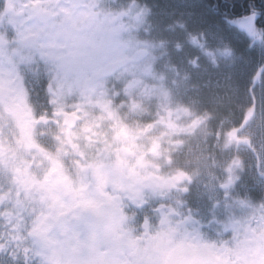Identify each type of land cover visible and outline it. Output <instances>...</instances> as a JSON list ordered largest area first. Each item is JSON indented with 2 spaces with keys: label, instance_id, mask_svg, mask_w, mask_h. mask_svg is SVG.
<instances>
[{
  "label": "flooded vegetation",
  "instance_id": "flooded-vegetation-1",
  "mask_svg": "<svg viewBox=\"0 0 264 264\" xmlns=\"http://www.w3.org/2000/svg\"><path fill=\"white\" fill-rule=\"evenodd\" d=\"M198 1L202 26L171 22L165 7L162 39L154 0H0L3 262L264 264L255 108L242 98L212 118L203 107L231 66L210 26L251 8L243 23L264 42V3ZM226 138L232 150L198 145L205 162L186 144Z\"/></svg>",
  "mask_w": 264,
  "mask_h": 264
},
{
  "label": "rangeland",
  "instance_id": "rangeland-1",
  "mask_svg": "<svg viewBox=\"0 0 264 264\" xmlns=\"http://www.w3.org/2000/svg\"><path fill=\"white\" fill-rule=\"evenodd\" d=\"M177 1L180 0H154V13H153V26H154V30L155 31H160L158 29V27L160 25H162L163 21H165V17L164 16V11H165V5L166 3H170L173 4ZM161 15V16H160ZM205 14H202V17H204ZM181 16H183V13L181 12H177L175 14V18H170L173 23H177L180 24L183 18H181ZM187 17H194L193 15H187ZM207 19L210 16H205ZM218 19H210L212 20H216V22H214L212 25L216 28V30L218 31V35H221L222 39L226 38L227 31L226 29L229 31H231V25L229 24V22H226L225 20L221 19V15L217 16ZM237 19H232V21L235 22H239V20ZM231 21V22H232ZM161 35H162V39L166 38V32H162L160 31ZM238 33V32H237ZM239 34V33H238ZM169 37L173 38V39H178L180 37V35L176 32V28H172V30L169 32ZM241 35V34H239ZM224 37V38H223ZM243 37V36H242ZM239 41V40H238ZM228 44H231V46L233 45L232 43L234 42H230L228 41ZM240 42V41H239ZM250 55H241L238 54L234 57L231 58V66L229 67L228 71L226 72V74L224 75V79H222V77L218 80V82L216 84H213V88H216V92H217V96L213 95V91H209L207 90L205 92L207 98H208V104L204 105L203 107L206 108L207 111H210V116L212 118H216V114L215 113H232L235 110V107L237 106V100H241V99H231V100H227V101H221L223 94H226L229 96V91L230 94H233L232 96H235L234 94H236V88L240 85V78L237 76V67H241L242 70L245 72H247V70L249 69V71L252 74H255L257 72V70L259 69L261 62L263 60L264 54H261L259 51H250L249 52ZM224 66H226L224 64ZM223 73V69L221 67L218 68V75H221ZM257 84H254V82H252L250 85H253L256 87L255 89H253L251 86L250 88V93L251 95V100H250V107L255 108L254 111V120L251 122L246 134L250 137L251 139V145L253 146V148L257 151V155L259 156V160L257 162V160L255 161V159H252L253 161H251V169L253 168V163L256 162V164H258L261 168L262 171H264V76L260 79V81H256ZM231 88H234V90L232 91ZM221 102L225 103L222 104ZM220 135L223 134L222 131L219 132ZM217 134V135H219ZM226 134H229L228 132H226ZM219 140L218 143H216L214 145V147L211 148L210 144L208 143H197V142H188L186 143L188 146H190L191 150H192V154H191V158L194 161H204V159H201L197 152L198 150V145H200V149L202 150H216V151H224V150H232L233 148V144L226 138V139H217ZM246 149V148H244ZM243 149V150H244ZM248 150V149H247ZM214 161H219L222 163V165H227L230 161V158H228L227 156L223 155V157L221 158H216L214 159ZM205 162V161H204ZM202 162V163H204ZM251 169H248L249 172H252ZM3 177H1L0 179V183L2 181ZM1 211L5 212L6 211V207L4 206ZM7 222H9L6 218H0V236H1V232L4 230V226L7 224ZM12 224L10 226H8V228H5V230H8L9 228H11L12 226H17V224L14 223V221H11ZM25 228L29 227V222L26 221L24 223ZM5 238L8 237V235H4ZM4 238V239H5ZM8 259L5 258V261H7ZM0 264H7L5 262H3L0 258Z\"/></svg>",
  "mask_w": 264,
  "mask_h": 264
},
{
  "label": "bare ground",
  "instance_id": "bare-ground-1",
  "mask_svg": "<svg viewBox=\"0 0 264 264\" xmlns=\"http://www.w3.org/2000/svg\"><path fill=\"white\" fill-rule=\"evenodd\" d=\"M208 2L210 3H207V5H210L213 3L214 0H207ZM227 0H216V4L218 6H220L221 3H224L226 2ZM199 1L198 0H180V1H177L173 4H170V3H166L165 7H169V10L172 11V13L174 12H181L183 13V16H181L182 21H180L181 23L180 24H184V25H187L188 27H198V25H201V23H198L197 20L193 17H187L188 13L189 15H192L191 13H194V9L195 6L197 5ZM229 3V6H232L234 10H238V8H240L243 4V0H229L228 1ZM215 6V4H212ZM200 5L198 4V7ZM203 9L205 10L207 8V6L203 5ZM191 9V10H190ZM190 10V11H189ZM189 11V12H188ZM194 11V12H193ZM165 13V12H164ZM161 16V15H160ZM194 16V15H193ZM206 16H210L209 14H207ZM241 16H243V14L241 15H236L234 19H237L239 20L238 18H240ZM164 17V16H163ZM209 19V18H208ZM236 20V21H237ZM198 23V24H197ZM203 25H208V23H205L203 22L202 23ZM202 26V25H201ZM210 26V25H209ZM210 30L212 32V39L215 41V42H219L221 43L222 40H226V41H230V42H234L232 43L233 45L230 46L231 47H228V53L230 52L229 54V58H232L238 54H241V55H250L249 54V49H248V43H247V40L245 38V35L244 33L240 30L241 27H246L244 25L243 22H241L239 20V22H235V26L234 28H231V31L227 30V34L226 35V38L225 39H222L221 38V35H218V31L216 30V28H214L213 25L210 26ZM241 34V35H239ZM223 36V35H222ZM243 36V37H242ZM258 37V42H261L262 41V37L260 35H257ZM224 38V37H223ZM240 42H239V41ZM256 52V51H255ZM262 65H260L259 69L257 70V72L255 74H252L249 69L247 70V72H249V74H247L246 72H244L242 70L241 67H237L236 70H237V76L241 79L240 80V85L236 88V94H234L235 96H232L233 94H229L230 95V98L228 95L226 94H223V97L221 98L222 100L221 101H227V100H231V99H244L245 103H246V106H250V98H251V93H250V87L253 86L252 88L254 89V84L253 85H250L252 82H255L254 79L257 78V75L261 72V78L264 76V57H263V60L261 62ZM246 80H249V84H248V87H249V92L248 93H241L240 92V88L244 87L245 84H246ZM232 91L234 90V88H231ZM222 104H225L223 102H221ZM215 114H218V113H215Z\"/></svg>",
  "mask_w": 264,
  "mask_h": 264
},
{
  "label": "snow or ice",
  "instance_id": "snow-or-ice-1",
  "mask_svg": "<svg viewBox=\"0 0 264 264\" xmlns=\"http://www.w3.org/2000/svg\"><path fill=\"white\" fill-rule=\"evenodd\" d=\"M262 3H264V0H262ZM241 22L245 20H253V14L252 9L250 8V11L248 14H245V16L238 18ZM231 22V20H229ZM254 23V20H253ZM247 40L248 43V49L249 51H259L261 54H264V42H258V37L252 28L251 25H248L247 27H241L240 29ZM64 225H68L70 221L66 220L63 222ZM15 238V237H14Z\"/></svg>",
  "mask_w": 264,
  "mask_h": 264
},
{
  "label": "trees",
  "instance_id": "trees-1",
  "mask_svg": "<svg viewBox=\"0 0 264 264\" xmlns=\"http://www.w3.org/2000/svg\"><path fill=\"white\" fill-rule=\"evenodd\" d=\"M256 4H257V1H256ZM242 5H244V4H242ZM263 7H264V5H263ZM263 13V15H264V12H262Z\"/></svg>",
  "mask_w": 264,
  "mask_h": 264
}]
</instances>
